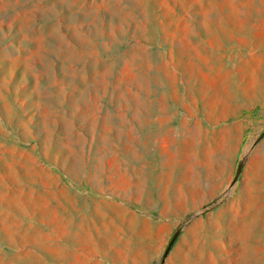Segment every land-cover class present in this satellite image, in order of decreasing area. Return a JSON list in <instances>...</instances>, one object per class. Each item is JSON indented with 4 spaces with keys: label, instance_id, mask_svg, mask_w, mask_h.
<instances>
[{
    "label": "rangeland",
    "instance_id": "obj_1",
    "mask_svg": "<svg viewBox=\"0 0 264 264\" xmlns=\"http://www.w3.org/2000/svg\"><path fill=\"white\" fill-rule=\"evenodd\" d=\"M263 226L264 0H0V264H264Z\"/></svg>",
    "mask_w": 264,
    "mask_h": 264
},
{
    "label": "bare ground",
    "instance_id": "obj_2",
    "mask_svg": "<svg viewBox=\"0 0 264 264\" xmlns=\"http://www.w3.org/2000/svg\"><path fill=\"white\" fill-rule=\"evenodd\" d=\"M261 216H262V215H261ZM256 220H258V219H256ZM260 224H262V223H260ZM253 227H254V226H253ZM253 227H252V228H253ZM260 227H262V226H260ZM263 227H264V226H263ZM254 228H255V227H254ZM256 230H257V229H256ZM258 230H259V229H258ZM260 232H261V231H259V233H260ZM256 233H257V232H256ZM260 234H261V233H260ZM256 235H257V234H256ZM262 236H263V235H262ZM257 238L259 239V235H257ZM257 238H256V239H257ZM251 239H252V237H251ZM251 239H250V240H251ZM260 239H261V238H260ZM262 259H263V258H262Z\"/></svg>",
    "mask_w": 264,
    "mask_h": 264
}]
</instances>
